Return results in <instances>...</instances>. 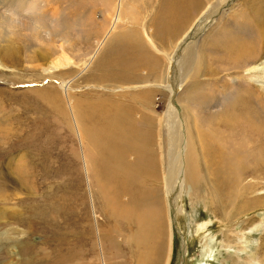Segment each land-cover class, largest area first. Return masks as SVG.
Masks as SVG:
<instances>
[{
	"label": "rangeland",
	"instance_id": "rangeland-1",
	"mask_svg": "<svg viewBox=\"0 0 264 264\" xmlns=\"http://www.w3.org/2000/svg\"><path fill=\"white\" fill-rule=\"evenodd\" d=\"M171 1L125 0L121 9L125 21L119 28L135 29L138 39H128L136 40V48L133 41L131 46L136 63L131 60L124 65L135 69H114L124 79L103 70L108 76L100 79L102 70H94L92 64L104 43L91 56L105 29L109 30L117 0H95L94 4L91 0H0V179L6 178L8 184L24 179L18 187L0 191V264H100L93 233L103 215L91 199L96 186L92 177V181L86 177L81 160L77 129L82 131L81 122L73 107L77 101L118 99L119 107L108 105L112 114L117 118L126 114L127 122L136 123L135 129L150 131L144 144L147 149L157 147L166 136L170 105L177 107L188 126L199 123L202 131L215 127L211 115L221 116L233 90L251 86L250 97L258 98L264 109V39L248 60L238 59L229 48L230 41L244 42L255 36L257 28L264 29V0H188L174 19L168 16ZM211 4L218 5L214 12L187 31L191 17ZM168 19L170 23L165 24ZM117 31L110 29L106 38ZM190 44L194 45L190 76L176 82L177 86L171 84L174 89L170 90L164 85L168 77L174 78L173 65ZM62 52L71 63L53 75L43 72L44 62ZM164 52L171 54L169 64ZM141 79H160L164 87L154 83L140 87ZM61 81L68 94L59 87ZM97 81L106 82L96 86ZM131 84L135 85L121 86ZM115 94L119 97H112ZM206 103L210 105L205 107ZM260 134V143L254 139L250 145L261 158L258 176L247 174L239 180L236 195L231 189L219 191L212 201L210 190L217 188L219 178L199 146L196 181H187L184 169L167 197L157 193L165 205L168 202L173 218L172 240L168 241L167 233L164 239L170 249L169 264H264V129ZM160 163L157 166L151 160L144 166L141 188H153L151 174ZM249 184L252 187L247 189ZM176 186L181 188L178 193ZM117 227L122 235L114 242L121 258L125 264H141L139 243L134 241L130 249L123 241L129 229ZM108 229L105 226V232ZM84 231L87 234L80 241ZM76 233L79 239L74 240ZM131 233L135 237L140 231L133 228Z\"/></svg>",
	"mask_w": 264,
	"mask_h": 264
},
{
	"label": "bare ground",
	"instance_id": "bare-ground-1",
	"mask_svg": "<svg viewBox=\"0 0 264 264\" xmlns=\"http://www.w3.org/2000/svg\"><path fill=\"white\" fill-rule=\"evenodd\" d=\"M187 1L188 0H172L171 3L169 2V7L172 10L168 16L173 19L179 16L184 10ZM221 1L219 0V2ZM94 2L95 0H91V3L94 4ZM124 4L125 0H117L111 15L109 30L117 28L118 31L106 38L109 30L107 31L108 28L105 29L103 33H106L103 35L98 47L91 56V58H94L98 49L104 43L102 50L98 53L92 64L94 70H102V73L98 76L100 79L108 76L104 74L106 72L110 77L117 75L116 77L124 79L121 76L123 74H116L114 69L118 70V67L131 71L135 69L124 65L131 60H133V63H136V53L135 50H133L136 48V40L128 39H136L138 37L135 29L130 30L127 28L124 30L123 28H119L120 25H123L122 22L125 21V18L121 16V9H125V6H123ZM211 5L206 8H201L202 10L193 20V16L191 17L192 22L187 26V31L191 29L192 26H197V24L201 25L203 18L205 16H210L212 12H214V8L217 4L213 5L214 7ZM220 16L222 17V15ZM170 19H168L165 24H169ZM261 24V27H264V22H261ZM144 32L143 30V33ZM244 32H248V29ZM185 33L186 31H184V34ZM263 39L264 29L262 28L259 31L257 28L255 36L251 38L247 37L244 42L236 44L231 39L232 41H230L231 45H229V48L237 53L236 57L238 59L248 60L249 57L254 55L257 43L262 44ZM132 41L135 45L134 43L132 44ZM151 43L154 45L153 41H151ZM132 45H134L135 48H131ZM144 45L147 44H143V46ZM193 46V44H190L189 47L186 45L185 47L187 48L183 51V54L181 52L182 55L177 60V63L174 65L172 63L174 66L173 74H175V76L172 80L168 77V83L166 82V85L162 84L161 82L165 81H161L160 79L155 82L150 80L143 81L144 79H141L143 82H138L137 85L146 87L154 83L152 85H156L157 87L164 85L170 90H173L174 86L172 87L171 84L176 85L178 82L183 81L187 75L190 76V67L192 66L194 56ZM178 48L181 47L179 46ZM164 54L167 56L169 64V61H171V54L170 52H164ZM140 58H143V56ZM10 61L11 64L12 60ZM44 63L45 66L43 65L41 67L42 71L53 75L56 70L70 64L71 60L62 52L59 56ZM168 69L169 67L167 70ZM162 74L163 73H160L158 76L160 75L162 77ZM158 76L156 78H158ZM163 78H165V76H163ZM97 82L100 84L98 85ZM97 82L94 85L103 86L106 81ZM86 84L89 85L92 84V82H86ZM58 85L65 91L64 94H68V88L64 89V85L66 84L63 81L59 82ZM134 85L135 84L121 86ZM249 87L251 88V86H248L244 89L233 90L230 95V104L225 107L221 116L211 115V118L216 121L215 127L207 126L203 131L199 129V123H194V126H188L186 118H182L179 115L177 107L170 105L169 111L167 112V134L160 140L157 147H148V149L144 144L149 141L148 135L150 131H143L138 127V129H135L133 125L136 126V123L133 120L127 122L126 120H130V116L126 114H123V116L119 118L115 116L116 113L112 114L113 111L110 110L108 105L113 109L114 107H119L117 102L118 99L115 101H100L95 103L77 101L74 104L73 107L77 110L82 129L80 132V127L77 126L79 137L81 138V160L85 173L87 174L86 177L90 180L93 178L94 182H91L92 180L90 182L95 183L96 186V190H93L94 195L92 193L91 199L98 203V208L103 215L102 221L95 227V233L91 231L97 238L95 240L99 248L98 260L100 264H125L126 262V260L121 258L116 243L114 242L116 237H119L120 234L122 235L117 225H122L123 227L127 226L129 229L130 232H127V234L123 233L125 234L123 241L124 243H128L130 249L134 241L139 243L138 255L142 260L141 264H169L170 249L169 245L165 247L166 241H164V239L166 240L165 236L167 233L169 237L168 241H170V239L172 240L173 218L169 216L168 202H166L165 205L164 198L160 195L158 196L157 193H162V195L167 197L170 188L176 184L178 178L180 179V177H182L181 174L182 171L184 172V169L187 181H196L199 171L198 167H200L201 161L198 155V146L203 150L207 163L211 166H215V173L219 178L218 185L217 182L215 184L217 188H211L210 190L212 201L217 199V192L219 191L227 192L228 189L229 191L231 189L232 196L236 195L235 186L237 187L239 180L243 179L244 176L246 177L247 174L254 175V178H256L255 175L261 158L257 156L258 153L256 154L254 152L255 149L250 148V145L251 141H259L261 138L262 134L260 133H262L264 129V109H261L258 98L252 100ZM226 91L227 90H225L224 93ZM114 96L119 97L118 94L112 97ZM112 97H110V100L115 99ZM209 105V103H206L205 107ZM122 117H124V119H121ZM193 120L196 121V118ZM209 139L211 143H208ZM197 143H199V145ZM258 147H261V145ZM158 152L160 153V157L158 156ZM250 158L251 160H249ZM151 160L152 164L157 166L159 161L161 163L160 167L154 168L151 174L153 188L144 190L139 186V180L144 173V166L150 165ZM248 168H250V171ZM22 180L24 179L20 181L13 180L10 181L11 184H8L6 178L0 179V191L5 192L10 188L18 187ZM159 183H161V189H157ZM7 185H9V187ZM177 186L175 188H177ZM251 187V184L246 186L247 189ZM180 190L181 188L178 187L176 193ZM236 192H239L238 188ZM237 195L239 194L237 193ZM92 196H94V199ZM174 197L176 198V196ZM105 226L109 228L106 232ZM133 228H138L140 234L137 233L134 237L131 233L133 232ZM85 234H87L86 231L83 232L80 241L84 238ZM105 237L108 239L106 240ZM72 238L74 240L79 239L78 233L72 235Z\"/></svg>",
	"mask_w": 264,
	"mask_h": 264
},
{
	"label": "water",
	"instance_id": "water-1",
	"mask_svg": "<svg viewBox=\"0 0 264 264\" xmlns=\"http://www.w3.org/2000/svg\"><path fill=\"white\" fill-rule=\"evenodd\" d=\"M181 263H182V261H181Z\"/></svg>",
	"mask_w": 264,
	"mask_h": 264
}]
</instances>
